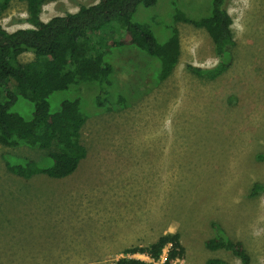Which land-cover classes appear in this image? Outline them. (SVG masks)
<instances>
[{
    "label": "rangeland",
    "instance_id": "374dc122",
    "mask_svg": "<svg viewBox=\"0 0 264 264\" xmlns=\"http://www.w3.org/2000/svg\"><path fill=\"white\" fill-rule=\"evenodd\" d=\"M96 1L47 2L40 18ZM172 2L189 17L206 14L209 4L158 0L139 4L133 14L160 42L169 23L178 29V62L165 80L156 79L155 58L124 46L110 61L117 89L128 96L125 105L92 113L97 89L76 93L90 117L80 132L87 156L74 173L16 176L6 160L44 164L46 152L0 144V264H116L125 256L148 262L147 253L125 251L177 232L184 264L209 258L239 264L230 252L205 247L216 226L241 241L254 264H264V193L250 196L254 183H264V160L256 157L264 152V0L227 1L236 45L230 68L214 80L186 70L212 67L217 57L203 28L170 21ZM25 18V2L12 0L0 25L9 32L31 27ZM111 90L115 95L114 82ZM72 94L53 93L52 109Z\"/></svg>",
    "mask_w": 264,
    "mask_h": 264
},
{
    "label": "trees",
    "instance_id": "16d2710c",
    "mask_svg": "<svg viewBox=\"0 0 264 264\" xmlns=\"http://www.w3.org/2000/svg\"><path fill=\"white\" fill-rule=\"evenodd\" d=\"M12 0H0V14ZM26 5L31 26L13 32L0 25V144L6 147L28 146L46 152L49 162L18 158L5 161L8 172L28 179L36 174L64 178L76 171L87 156L80 132L88 117L82 99L76 93L97 89L90 103L92 113L105 105L126 104L127 95L119 90L113 78L112 51L124 46L134 47L158 62L156 79L165 80L177 65L180 54L178 29L168 26V37L160 42L148 23L133 20L139 4L154 6L158 0H97L80 4L75 12L57 15L48 21L40 18L47 2L58 0H20ZM228 0H209L206 14L189 17L172 2V23L183 21L203 28L209 35L217 63L209 68L186 65L191 74L214 80L232 64L236 41ZM32 54L23 61L21 56ZM116 75V73H115ZM115 84V95L112 84ZM72 90V98H63L53 110L48 98L57 92ZM115 96V100H113ZM126 97V98H125ZM91 115V114H90ZM264 160V152L256 155ZM264 193V183H254L250 196ZM216 226V225H215ZM215 236L205 240L209 250H225L239 260V264H254L251 255L239 240L230 239L221 228L215 227ZM169 245L167 263L183 258L185 248L179 233L161 235L148 247H134L128 254L147 253L158 259ZM116 264H153L132 257L119 258ZM205 264H229L219 258H209Z\"/></svg>",
    "mask_w": 264,
    "mask_h": 264
},
{
    "label": "built area",
    "instance_id": "2783aa9c",
    "mask_svg": "<svg viewBox=\"0 0 264 264\" xmlns=\"http://www.w3.org/2000/svg\"><path fill=\"white\" fill-rule=\"evenodd\" d=\"M168 249H169V245H168ZM167 253H168V250L164 248L162 251V254L159 256L158 259H153L149 257L148 255H146L145 257L147 258L148 262L153 263V264H169L167 263ZM170 264H184V260L183 258H176Z\"/></svg>",
    "mask_w": 264,
    "mask_h": 264
}]
</instances>
